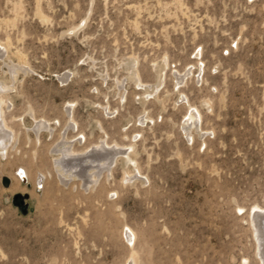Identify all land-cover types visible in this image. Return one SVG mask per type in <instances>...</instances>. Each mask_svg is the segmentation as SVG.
<instances>
[{"label": "rangeland", "instance_id": "374dc122", "mask_svg": "<svg viewBox=\"0 0 264 264\" xmlns=\"http://www.w3.org/2000/svg\"><path fill=\"white\" fill-rule=\"evenodd\" d=\"M0 45V264H261L264 0H0Z\"/></svg>", "mask_w": 264, "mask_h": 264}, {"label": "bare ground", "instance_id": "6f19581e", "mask_svg": "<svg viewBox=\"0 0 264 264\" xmlns=\"http://www.w3.org/2000/svg\"><path fill=\"white\" fill-rule=\"evenodd\" d=\"M1 46V45H0ZM1 119V117H0ZM2 123H1V120H0V127H1ZM4 132V131H3ZM8 132V131H7ZM10 134V133H9ZM5 140V138L3 139ZM2 140V141H3ZM104 148V147H103ZM101 149V148H100ZM106 150V148H104ZM108 150V149H107ZM97 151V150H96ZM103 151V150H102ZM101 151V152H102ZM71 152V151H70ZM108 152V151H107ZM107 152H104V153H107ZM123 153L126 152V150H123L122 151ZM99 153V152H98ZM103 153V154H104ZM69 154V153H68ZM72 154V153H71ZM70 154V155H71ZM102 154V153H101ZM110 154V153H109ZM69 155V157H70ZM102 156H106L105 154L102 155ZM72 157V156H71ZM103 158V157H101ZM100 158V159H101ZM105 158V157H104ZM93 159V158H92ZM102 160V159H101ZM60 161V160H59ZM83 161V160H82ZM80 163V162H79ZM107 171L109 172L110 171V167L108 166L107 167ZM81 171V170H80ZM25 176V175H24ZM62 179V178H61ZM25 181H26V177H25ZM251 221L253 222V226L255 227L254 229V236H255V239H256V254L258 256V259L260 261L261 264H264V210L263 211H260V212H255L252 216H251ZM252 226V227H253ZM131 231V230H130ZM134 235V233L131 231V234L130 232H128V235H129V240L131 239V236L130 235ZM133 237V236H132ZM248 263V262H246ZM127 264H138L137 261H136V258L134 256V254L131 253L130 255V258L127 262Z\"/></svg>", "mask_w": 264, "mask_h": 264}, {"label": "water", "instance_id": "95a60500", "mask_svg": "<svg viewBox=\"0 0 264 264\" xmlns=\"http://www.w3.org/2000/svg\"><path fill=\"white\" fill-rule=\"evenodd\" d=\"M15 174L18 176V178L20 179L21 182L27 184V182L25 181V176L23 173V169L21 167H17V169L15 170ZM0 183L2 186H7L9 183V178L5 175H2L0 178ZM36 187L39 188L40 187V182L36 183ZM12 202L20 207V209L23 211L24 210V203L21 199V195L19 193H15L12 195L11 197Z\"/></svg>", "mask_w": 264, "mask_h": 264}]
</instances>
